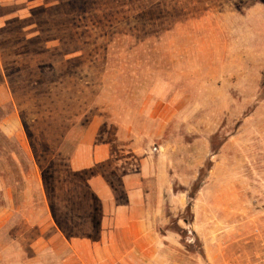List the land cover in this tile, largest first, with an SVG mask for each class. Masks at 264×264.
<instances>
[{
	"label": "rangeland",
	"instance_id": "obj_1",
	"mask_svg": "<svg viewBox=\"0 0 264 264\" xmlns=\"http://www.w3.org/2000/svg\"><path fill=\"white\" fill-rule=\"evenodd\" d=\"M0 20V264H47L46 231L96 222L92 176L117 185L122 161L159 158L186 196L179 181L203 169L197 225L226 233L208 262L192 209L172 219L193 264L253 259L264 244V0H5Z\"/></svg>",
	"mask_w": 264,
	"mask_h": 264
},
{
	"label": "crops",
	"instance_id": "obj_2",
	"mask_svg": "<svg viewBox=\"0 0 264 264\" xmlns=\"http://www.w3.org/2000/svg\"><path fill=\"white\" fill-rule=\"evenodd\" d=\"M4 1L0 0V5ZM2 26L0 20V28ZM97 150L101 152V148ZM79 154L80 150L76 155ZM124 162L126 160L116 167L119 169L117 185L100 173L91 177L89 186L97 207L96 222L89 231L68 235L65 231H46L50 237L39 250L47 249L52 256L47 259L50 262L45 263L193 264L192 258L184 252L179 235L167 229L172 219H180L188 204L186 192L174 190L177 176L170 174L171 166L161 158L152 168L142 163L136 169ZM71 171L80 172V165L72 164ZM196 178L197 175H193L188 183L179 182L186 189ZM198 201L196 196L191 207L194 212L192 232L202 241L208 262L218 261L220 243L226 233H221L215 223L205 227L197 225ZM204 211L207 218L209 211ZM244 230L247 229L238 227L227 233L232 235Z\"/></svg>",
	"mask_w": 264,
	"mask_h": 264
},
{
	"label": "trees",
	"instance_id": "obj_3",
	"mask_svg": "<svg viewBox=\"0 0 264 264\" xmlns=\"http://www.w3.org/2000/svg\"><path fill=\"white\" fill-rule=\"evenodd\" d=\"M203 172V169L200 170L199 173V177L196 179V181L192 184L190 191L188 192V204L187 207L185 209V212L188 214L190 213V209L193 205V200L195 198V195L197 194V192L199 191V187L202 183V179H201V173ZM174 232H176L179 236L183 237L182 232H180V230H172Z\"/></svg>",
	"mask_w": 264,
	"mask_h": 264
},
{
	"label": "built area",
	"instance_id": "obj_4",
	"mask_svg": "<svg viewBox=\"0 0 264 264\" xmlns=\"http://www.w3.org/2000/svg\"><path fill=\"white\" fill-rule=\"evenodd\" d=\"M247 264H264V244L261 246V250L254 253V257Z\"/></svg>",
	"mask_w": 264,
	"mask_h": 264
}]
</instances>
